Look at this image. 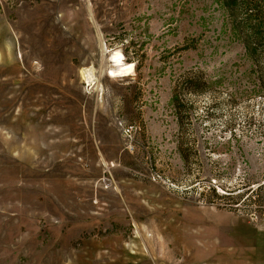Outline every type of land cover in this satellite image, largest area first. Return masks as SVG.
<instances>
[{"label": "rangeland", "instance_id": "1", "mask_svg": "<svg viewBox=\"0 0 264 264\" xmlns=\"http://www.w3.org/2000/svg\"><path fill=\"white\" fill-rule=\"evenodd\" d=\"M231 1L0 0V264H264V0Z\"/></svg>", "mask_w": 264, "mask_h": 264}, {"label": "trees", "instance_id": "2", "mask_svg": "<svg viewBox=\"0 0 264 264\" xmlns=\"http://www.w3.org/2000/svg\"><path fill=\"white\" fill-rule=\"evenodd\" d=\"M227 5L229 7L233 6L236 8V10H233L232 12H233V17H235L237 19H238V14H239L240 10H245L244 16H246V20L251 19L254 15H256V13H258V8L256 6H254V4H251V3H246L245 5H241V3L239 4L236 0H233L229 3H227ZM242 8H246V9H242ZM194 79H196V77L192 76L191 79H189V81H187L191 90L194 89V86H195V80Z\"/></svg>", "mask_w": 264, "mask_h": 264}, {"label": "bare ground", "instance_id": "3", "mask_svg": "<svg viewBox=\"0 0 264 264\" xmlns=\"http://www.w3.org/2000/svg\"><path fill=\"white\" fill-rule=\"evenodd\" d=\"M123 57V54L119 51H116L115 54L112 56L111 61L115 62V68H112L109 70L108 75L111 76H116L120 74H124V72H128L129 70L132 69L131 64H123L121 61V58Z\"/></svg>", "mask_w": 264, "mask_h": 264}]
</instances>
